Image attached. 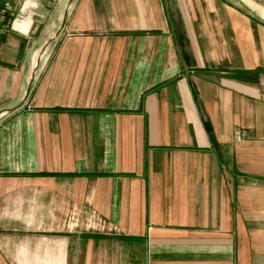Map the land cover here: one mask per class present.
Segmentation results:
<instances>
[{
  "label": "crops",
  "instance_id": "0c3cea01",
  "mask_svg": "<svg viewBox=\"0 0 264 264\" xmlns=\"http://www.w3.org/2000/svg\"><path fill=\"white\" fill-rule=\"evenodd\" d=\"M10 1L0 264H264V0Z\"/></svg>",
  "mask_w": 264,
  "mask_h": 264
},
{
  "label": "rangeland",
  "instance_id": "374dc122",
  "mask_svg": "<svg viewBox=\"0 0 264 264\" xmlns=\"http://www.w3.org/2000/svg\"><path fill=\"white\" fill-rule=\"evenodd\" d=\"M232 1L236 2L239 5H243L240 0H237V1L236 0H232ZM252 1H254L256 3H259V2H257V0H252ZM42 53L44 55L47 54V56H48L49 53H51V52L50 51H45V52H42ZM31 214H32V219L33 220L36 219V221H37L39 212L35 211V209H34L33 211H31ZM19 225H22L21 221L19 222ZM18 230H19L18 232H19L20 235H26V234H30V233H41V228H36V227H33V228H27L26 227V228H24V227L19 226Z\"/></svg>",
  "mask_w": 264,
  "mask_h": 264
},
{
  "label": "built area",
  "instance_id": "2783aa9c",
  "mask_svg": "<svg viewBox=\"0 0 264 264\" xmlns=\"http://www.w3.org/2000/svg\"><path fill=\"white\" fill-rule=\"evenodd\" d=\"M12 9L13 6L10 0H0V31L3 30V22L11 15Z\"/></svg>",
  "mask_w": 264,
  "mask_h": 264
}]
</instances>
